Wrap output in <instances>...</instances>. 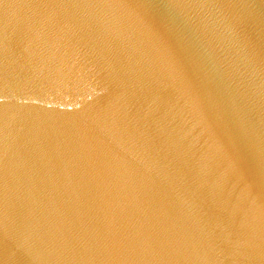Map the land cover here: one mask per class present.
Listing matches in <instances>:
<instances>
[{
    "label": "water",
    "instance_id": "95a60500",
    "mask_svg": "<svg viewBox=\"0 0 264 264\" xmlns=\"http://www.w3.org/2000/svg\"><path fill=\"white\" fill-rule=\"evenodd\" d=\"M0 264H264V0H0Z\"/></svg>",
    "mask_w": 264,
    "mask_h": 264
}]
</instances>
